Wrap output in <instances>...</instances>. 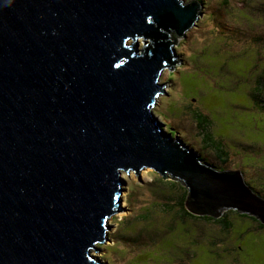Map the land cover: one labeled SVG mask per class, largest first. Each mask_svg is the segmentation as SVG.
Returning a JSON list of instances; mask_svg holds the SVG:
<instances>
[{
    "label": "water",
    "instance_id": "obj_1",
    "mask_svg": "<svg viewBox=\"0 0 264 264\" xmlns=\"http://www.w3.org/2000/svg\"><path fill=\"white\" fill-rule=\"evenodd\" d=\"M195 0H0V264H101L107 220L144 168L187 189L186 212L264 225L238 170L215 171L152 109ZM142 45V46H141Z\"/></svg>",
    "mask_w": 264,
    "mask_h": 264
},
{
    "label": "rangeland",
    "instance_id": "obj_2",
    "mask_svg": "<svg viewBox=\"0 0 264 264\" xmlns=\"http://www.w3.org/2000/svg\"><path fill=\"white\" fill-rule=\"evenodd\" d=\"M198 1L204 7L202 16L178 39L174 51L179 65L162 73L164 92L152 111L156 116L171 114V129L166 125L164 130L178 135L213 170L241 171L247 185L264 190V111L253 98L257 95L264 102V0ZM193 109L212 120L214 137L229 150L226 162L201 147L190 116ZM121 177L125 186L118 206L125 212L107 220L109 243L95 246L94 261L264 264V230L251 219L228 213L231 226L225 231L215 224L181 219L176 187H168L170 181L178 184L176 180L150 168L142 169L139 177ZM162 180L167 183L161 185Z\"/></svg>",
    "mask_w": 264,
    "mask_h": 264
},
{
    "label": "trees",
    "instance_id": "obj_3",
    "mask_svg": "<svg viewBox=\"0 0 264 264\" xmlns=\"http://www.w3.org/2000/svg\"><path fill=\"white\" fill-rule=\"evenodd\" d=\"M195 1L200 5V7L202 9H204V7L202 6L203 5L202 2H200L198 0H195ZM253 98H254V101L258 104L260 110L264 111V102L262 100H260L257 95L254 96V94H253ZM170 113H172V112H170ZM156 114L158 117L161 118L162 121H163V118L166 119L165 122L163 121L165 123V125L170 124V120H172V118H171L172 115L169 114L167 111L165 113V116L160 114L159 112ZM190 116L193 118V120L195 122L194 128H195L196 135L199 138L201 147L209 149L213 154H216L219 157V159L221 160V162H226V159L229 156V150H228L226 144L222 140L214 137L213 132H212V127H213L212 120L207 115H205L204 113H202L198 109L191 110ZM168 127H170V125ZM170 129H171V127H170ZM177 182H178V184H175V183L170 181L168 184V187H170V188L176 187V190H177L176 193L177 194L176 193H173V194H174V197H176V199H177V203L175 206L178 209L177 213H179V215L181 216V219L183 218V219H190V220H200V221H204V222L209 223V224H216L217 225L219 223L225 222V220L227 219L226 215L228 213L237 214L236 212H234L232 210H227L217 220L211 219L208 217H194V216L190 215L188 212H186L184 205H183L184 200L187 197L188 191L179 181H177ZM166 183L167 182H165L163 180L161 181V185L166 184ZM172 196L173 195L170 194V196H168L167 199H169ZM238 217L240 219H244L247 216L238 215ZM248 218H250V217H248ZM252 218L255 219L254 217H252ZM255 220H257V219H255ZM230 226H231V224L229 223V224H227V226L223 227V229L227 230V228H230Z\"/></svg>",
    "mask_w": 264,
    "mask_h": 264
},
{
    "label": "flooded vegetation",
    "instance_id": "obj_4",
    "mask_svg": "<svg viewBox=\"0 0 264 264\" xmlns=\"http://www.w3.org/2000/svg\"><path fill=\"white\" fill-rule=\"evenodd\" d=\"M165 120L166 119H164L163 118V121L165 122ZM263 175V177L262 178H264V173L262 174ZM261 183H263L264 184V180L263 181H261ZM252 188V187H251ZM252 190L259 196V197H261L262 199H264V190H255L254 188H252ZM237 215V214H236ZM238 216V215H237ZM246 219H251L254 223H257V229H261V230H264V225H262V224H260L259 223V221L258 220H255V219H253V218H248V217H245ZM244 218V219H245ZM227 224H229V222H228V220L226 219L225 220V222H222V223H219V224H217L218 226H219V230H222V231H225L224 229H223V227H225V226H227ZM216 225V224H215ZM225 225V226H224ZM229 228H227V230H228ZM232 261L233 262H237V258H233L232 259Z\"/></svg>",
    "mask_w": 264,
    "mask_h": 264
},
{
    "label": "clouds",
    "instance_id": "obj_5",
    "mask_svg": "<svg viewBox=\"0 0 264 264\" xmlns=\"http://www.w3.org/2000/svg\"><path fill=\"white\" fill-rule=\"evenodd\" d=\"M183 1H185V2H188V1H190V0H183ZM156 116V115H155ZM158 117V116H157ZM163 117V116H162ZM159 119H160V121L165 125V123L161 120V118L160 117H158ZM166 126V125H165ZM168 132H171L172 133V131H168ZM202 161V160H201ZM202 163H204V162H202ZM241 172V171H240ZM242 173V172H241ZM244 178V177H243ZM249 186V185H248ZM250 187V186H249ZM251 188V187H250ZM252 189V188H251ZM244 216V215H243ZM251 218V217H250Z\"/></svg>",
    "mask_w": 264,
    "mask_h": 264
}]
</instances>
